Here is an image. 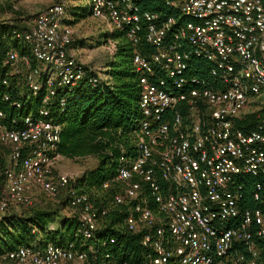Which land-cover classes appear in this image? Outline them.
<instances>
[{"label": "built area", "instance_id": "built-area-1", "mask_svg": "<svg viewBox=\"0 0 264 264\" xmlns=\"http://www.w3.org/2000/svg\"><path fill=\"white\" fill-rule=\"evenodd\" d=\"M146 1L89 0L93 18L110 21L135 47L144 39L153 49L149 55L136 49L133 57L141 87L137 154L121 155L117 175L103 188L117 187L113 204L127 212L124 226L142 234L148 253L141 264H262L256 241L264 238V212L241 205L240 180L255 178L252 196L264 203V0H155L160 11L144 9ZM68 19L66 5L55 3L28 28L5 33L29 52L0 51V84L10 87L22 74L26 92L46 94L10 126L0 110V142L9 149L0 218L16 205H32L31 195L56 198L65 190L84 246L22 245L0 264H118L98 262L87 244L109 208L73 187L81 174L57 171L62 126L50 116V100L93 71L71 51ZM194 61L206 63L208 77L193 72ZM4 99L11 102L10 95ZM248 114L258 121L245 132L236 120Z\"/></svg>", "mask_w": 264, "mask_h": 264}, {"label": "trees", "instance_id": "trees-1", "mask_svg": "<svg viewBox=\"0 0 264 264\" xmlns=\"http://www.w3.org/2000/svg\"><path fill=\"white\" fill-rule=\"evenodd\" d=\"M154 2L156 1L147 0L143 8L153 11L163 9ZM13 28L24 29L14 22L8 25L0 24L1 53L15 49L21 55L27 54L29 50L25 43L5 37L7 30ZM112 38L118 43L114 57L104 71L105 80L94 85L90 79L98 74L91 71L72 92H68L66 88L58 89L50 100V116L62 126L57 149L61 156L70 159L94 157L98 160V164L83 172L73 185L79 192L89 195L96 205L110 210L101 218L95 236L87 242L95 247L98 262L104 260L108 263L141 264L148 253V249L142 244V234L131 233L124 226L127 212L123 207L113 204V196L118 193L117 187L111 185L104 189L103 186L117 175L121 155L132 157L137 154L135 131L142 119L139 107L141 87L133 57L136 49L147 55L151 54L153 49L144 39L135 47L125 32L118 31L112 34ZM192 67L193 72L198 73L200 77H208L205 62L194 61ZM26 89L25 77L22 74L11 79L10 87L0 84V110L7 115L5 124L10 126L13 117H20L28 110L41 106L45 90L31 96ZM6 95H10L11 102L5 101ZM62 97L67 99L64 108L60 106ZM14 101L28 103V107L25 111L15 109L11 104ZM257 121L254 114H248L243 120H236V125L248 132L255 127ZM8 154L9 149L0 142V194L4 193L5 189L3 169ZM240 181L245 185L246 194V200L241 205L251 209L260 208L264 212V203L256 201L252 196L255 178L247 176ZM61 193L64 197L58 205L46 208L20 204L2 215L0 257L22 245L43 246L50 241L61 245L73 242L77 248L84 246L81 244L82 238L76 236L79 229L78 215L70 209L65 190ZM39 195L55 199L45 194ZM26 207L29 208L25 209ZM67 209L72 215L64 214ZM256 244L261 254L260 262L264 264V238L257 240Z\"/></svg>", "mask_w": 264, "mask_h": 264}, {"label": "rangeland", "instance_id": "rangeland-1", "mask_svg": "<svg viewBox=\"0 0 264 264\" xmlns=\"http://www.w3.org/2000/svg\"><path fill=\"white\" fill-rule=\"evenodd\" d=\"M61 2L66 5L67 16L74 29V41L71 45L73 53L79 61L103 77L104 69L112 61L117 48L118 42L112 38V34L118 30L110 21L98 20L91 16L89 0H0V24L8 25L14 22L26 29L41 11ZM97 164L98 160L94 157L70 159L61 156L57 162V171L82 174ZM63 197L62 193L55 199L39 194L31 195L32 205L46 208L58 205ZM27 208L29 207L25 209ZM64 214L72 215L68 209Z\"/></svg>", "mask_w": 264, "mask_h": 264}, {"label": "crops", "instance_id": "crops-1", "mask_svg": "<svg viewBox=\"0 0 264 264\" xmlns=\"http://www.w3.org/2000/svg\"><path fill=\"white\" fill-rule=\"evenodd\" d=\"M67 22H68V24H70V25H71V21H70L69 19H68V21H67ZM71 51L73 52V49H71ZM74 54H75V53H74ZM105 69H106V68H105ZM105 69H104V70H105Z\"/></svg>", "mask_w": 264, "mask_h": 264}]
</instances>
